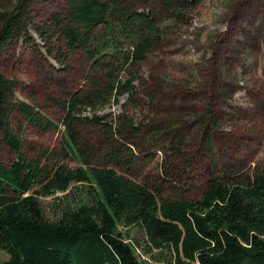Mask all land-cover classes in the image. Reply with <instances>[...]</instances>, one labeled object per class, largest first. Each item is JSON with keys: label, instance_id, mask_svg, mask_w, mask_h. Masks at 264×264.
I'll list each match as a JSON object with an SVG mask.
<instances>
[{"label": "trees", "instance_id": "trees-1", "mask_svg": "<svg viewBox=\"0 0 264 264\" xmlns=\"http://www.w3.org/2000/svg\"><path fill=\"white\" fill-rule=\"evenodd\" d=\"M34 1L0 0V55L12 41L29 37ZM200 1L66 0V13L35 28L58 63L66 66L79 55L88 66L81 89L46 96L63 112L60 122L42 112L43 104L16 98L17 80L0 67V132L15 154L10 164L0 160V249L9 255L0 264H143L138 247L146 254L169 249L174 264H264V169L221 175L214 145L221 120L213 106L197 117L214 172L200 191L174 197L140 180L156 158L140 152L148 145L163 155L165 184L192 169L186 149L193 127L184 115L155 112L139 121L129 107L143 96L156 109L164 86L143 88L142 69L162 48L170 22L186 24ZM113 102L121 113H100ZM27 125L43 132L62 125L63 150L28 155ZM85 128L99 132L100 144L81 141ZM69 157L81 165L61 162ZM57 192L64 195L50 218L42 198ZM129 227L142 229L146 243L127 241Z\"/></svg>", "mask_w": 264, "mask_h": 264}, {"label": "rangeland", "instance_id": "rangeland-1", "mask_svg": "<svg viewBox=\"0 0 264 264\" xmlns=\"http://www.w3.org/2000/svg\"><path fill=\"white\" fill-rule=\"evenodd\" d=\"M66 10V0H35L29 7V37L12 41L0 55L3 74L18 82L15 97L32 105L43 104L42 112L59 122L64 114L47 104L46 96L71 95L81 89L88 66L79 55L72 56L66 66L58 63L48 54L35 28L44 27L50 18ZM189 15L186 24L170 22L162 48L142 69L141 82L146 81L143 88L147 83L164 86L156 109L148 106L143 96H139L140 105L129 107L130 114L139 121L156 117L155 112H159L161 118L184 115L193 127L186 149L192 169L180 170L169 185L160 178L162 153L148 144L140 151L143 156L156 155L140 180L174 197L196 195L214 175L197 118L209 106L218 111L221 120L214 141L221 175L232 178L264 169V0H201ZM121 112L120 104L114 102L100 111L111 117ZM63 130L62 125L45 132L25 126L22 135L26 152L30 156L42 150L60 153L65 144ZM80 138L93 146L100 144L101 139L99 132L91 128L83 129ZM14 159L15 154L0 132V160L10 164ZM61 162L73 168L81 165L80 160L71 157ZM63 195L57 192L42 198L50 218L55 217L56 198ZM124 231L129 234L127 241L146 243L139 227ZM136 253L143 264H174L169 249H154L146 254L138 247ZM8 258V253L0 249V262Z\"/></svg>", "mask_w": 264, "mask_h": 264}]
</instances>
